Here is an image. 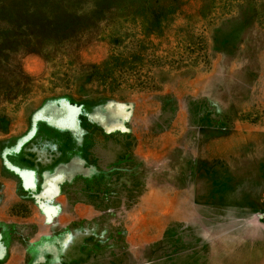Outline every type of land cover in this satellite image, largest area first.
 <instances>
[{
    "label": "rangeland",
    "instance_id": "rangeland-1",
    "mask_svg": "<svg viewBox=\"0 0 264 264\" xmlns=\"http://www.w3.org/2000/svg\"><path fill=\"white\" fill-rule=\"evenodd\" d=\"M0 264H264V0H0Z\"/></svg>",
    "mask_w": 264,
    "mask_h": 264
},
{
    "label": "crops",
    "instance_id": "crops-1",
    "mask_svg": "<svg viewBox=\"0 0 264 264\" xmlns=\"http://www.w3.org/2000/svg\"><path fill=\"white\" fill-rule=\"evenodd\" d=\"M62 121H63V120H61V119L59 120V118H57V119H55V123H54V125H56V126H59V127H60V126H62V125H63Z\"/></svg>",
    "mask_w": 264,
    "mask_h": 264
}]
</instances>
